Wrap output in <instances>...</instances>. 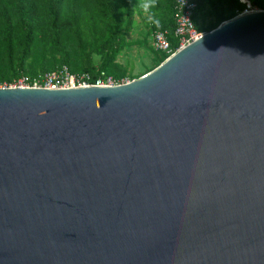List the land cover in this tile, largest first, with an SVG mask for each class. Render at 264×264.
Listing matches in <instances>:
<instances>
[{"label":"water","instance_id":"water-1","mask_svg":"<svg viewBox=\"0 0 264 264\" xmlns=\"http://www.w3.org/2000/svg\"><path fill=\"white\" fill-rule=\"evenodd\" d=\"M0 264H264V9L117 86H0Z\"/></svg>","mask_w":264,"mask_h":264},{"label":"trees","instance_id":"trees-1","mask_svg":"<svg viewBox=\"0 0 264 264\" xmlns=\"http://www.w3.org/2000/svg\"><path fill=\"white\" fill-rule=\"evenodd\" d=\"M139 1L146 3L151 32L175 30L176 0H0V86L63 66L75 73L105 70L125 76L116 60L129 45ZM196 1L194 22L203 32L236 17L250 5L264 9V0ZM207 5L215 18L210 27L198 24V16ZM177 45L173 40L174 49ZM152 49L157 62L146 73L169 57Z\"/></svg>","mask_w":264,"mask_h":264},{"label":"built area","instance_id":"built-area-1","mask_svg":"<svg viewBox=\"0 0 264 264\" xmlns=\"http://www.w3.org/2000/svg\"><path fill=\"white\" fill-rule=\"evenodd\" d=\"M198 7L196 0H176L175 3V31L174 36L178 40L176 50L172 48L170 31L168 29H155L153 35V46L156 51L166 52L169 57L184 48L191 42L199 39L205 32L198 30L194 16ZM257 8V7H256ZM254 10L252 6L245 8L240 14L250 13ZM238 14V15H240ZM133 80V79H132ZM127 76L117 77L108 74L105 70H97L95 73L89 71L71 72L67 66L58 70L39 74L36 77L24 75L18 78L14 84L5 86L14 87H47V88H74L86 86H117L132 81Z\"/></svg>","mask_w":264,"mask_h":264},{"label":"rangeland","instance_id":"rangeland-1","mask_svg":"<svg viewBox=\"0 0 264 264\" xmlns=\"http://www.w3.org/2000/svg\"><path fill=\"white\" fill-rule=\"evenodd\" d=\"M256 7L257 6L253 5L252 9H261ZM146 8L145 1H139L135 25L132 28L133 31L131 35L128 36L129 45L122 51L116 60L117 64L120 66L119 71L125 73V76L129 77L131 80L146 74L147 70L153 67L157 62L156 55L152 49V47L154 48L153 35L152 40H150L151 31L148 27L149 17L146 16ZM214 19L215 18L210 13V7L207 5L203 14L198 16V24L200 26L210 27ZM96 61L99 62L98 57H96ZM29 62H31V60ZM11 83L14 84L16 82L14 81Z\"/></svg>","mask_w":264,"mask_h":264},{"label":"crops","instance_id":"crops-1","mask_svg":"<svg viewBox=\"0 0 264 264\" xmlns=\"http://www.w3.org/2000/svg\"><path fill=\"white\" fill-rule=\"evenodd\" d=\"M154 31V30H153ZM153 31L151 32V39L150 40H152V33H153ZM168 31H170V39H171V42H172V48H173V50H176V48L178 47V45H177V47L174 49V47H173V40L174 41H176L177 43H178V40H177V38L174 36V31L175 30H168Z\"/></svg>","mask_w":264,"mask_h":264}]
</instances>
